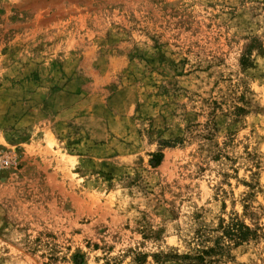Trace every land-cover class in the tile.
<instances>
[{
	"label": "rangeland",
	"instance_id": "374dc122",
	"mask_svg": "<svg viewBox=\"0 0 264 264\" xmlns=\"http://www.w3.org/2000/svg\"><path fill=\"white\" fill-rule=\"evenodd\" d=\"M0 264H264V0H0Z\"/></svg>",
	"mask_w": 264,
	"mask_h": 264
},
{
	"label": "trees",
	"instance_id": "16d2710c",
	"mask_svg": "<svg viewBox=\"0 0 264 264\" xmlns=\"http://www.w3.org/2000/svg\"><path fill=\"white\" fill-rule=\"evenodd\" d=\"M249 62V59L247 57L243 58V64L247 65ZM154 160L156 164H160L163 158V153L159 152L156 154H153ZM222 228L224 231V234L232 240L236 245H240L246 241H249L251 239L257 238L258 234V228H252L250 225L246 224L238 215H235L230 218V220L225 223V221L222 222ZM208 251H206L207 253ZM184 258L190 259L192 262H197L200 257V255H186Z\"/></svg>",
	"mask_w": 264,
	"mask_h": 264
}]
</instances>
